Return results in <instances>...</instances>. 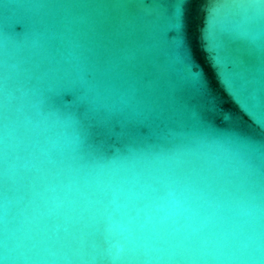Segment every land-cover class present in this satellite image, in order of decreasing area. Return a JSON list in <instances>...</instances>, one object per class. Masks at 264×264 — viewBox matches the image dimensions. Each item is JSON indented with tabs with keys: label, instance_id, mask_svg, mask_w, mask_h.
Returning a JSON list of instances; mask_svg holds the SVG:
<instances>
[{
	"label": "water",
	"instance_id": "water-1",
	"mask_svg": "<svg viewBox=\"0 0 264 264\" xmlns=\"http://www.w3.org/2000/svg\"><path fill=\"white\" fill-rule=\"evenodd\" d=\"M157 2L0 0V264H264V130L253 121L264 126V112L218 78L214 0H180L183 32L147 15ZM243 2L251 7L234 10L230 26L264 17L259 0ZM101 15L135 26L125 46L147 50V76L99 71L89 27ZM241 32L264 40L259 24ZM182 41L207 97L183 72ZM85 79L104 85L92 104L116 140L102 151L78 142Z\"/></svg>",
	"mask_w": 264,
	"mask_h": 264
},
{
	"label": "snow or ice",
	"instance_id": "snow-or-ice-1",
	"mask_svg": "<svg viewBox=\"0 0 264 264\" xmlns=\"http://www.w3.org/2000/svg\"><path fill=\"white\" fill-rule=\"evenodd\" d=\"M135 6V5H130ZM259 6L264 7V0H259ZM64 7H95L122 8L124 5L115 3H75L70 2ZM212 14L214 20H219L215 25V38L217 41V54L213 59L216 66H223L224 74L218 73V78L222 80L224 87L231 89L234 97L245 105L249 110H256L257 107L264 112V40L259 45L254 37L241 32V28L259 24L264 28V17H244L237 21V26H230L229 20L232 18L234 10L251 7L243 0H214ZM183 4L180 0H158L147 15L167 18L168 21L183 32ZM19 27V25H17ZM27 27L30 28L29 22ZM135 26L122 18L111 15H101L99 20L89 27V33L93 40V46L89 49L95 58L99 71L107 79H117L121 75L135 77L142 72L147 76V68L140 65V56L146 55L147 50L126 47L125 41L129 34L133 32ZM82 37L73 36L71 45L78 48L81 45ZM182 65L185 76L195 80L201 91L207 97L208 83L201 71H198L193 61L191 51L187 49L184 41ZM259 80L260 89L257 94H253V89L257 87ZM145 86L154 88L155 84L145 79ZM104 85L90 80L81 82V94L75 103L77 111L74 123L81 130L78 142L89 144L97 151H102L111 141L115 142L116 136L111 127V118L106 113H98L92 104L94 95ZM169 94L175 95V87L171 84ZM156 106L163 110V98L159 102L154 101ZM250 117V116H249ZM251 118V117H250ZM252 119V118H251ZM253 120V119H252ZM258 129L264 130V126L253 120ZM126 133L136 134L137 132L147 133L148 128L130 127L124 130ZM264 145V143H261ZM179 194V189L172 188L167 192L169 198L175 199ZM203 199V197H200ZM179 203V201H177ZM147 223H151V217L146 218Z\"/></svg>",
	"mask_w": 264,
	"mask_h": 264
}]
</instances>
